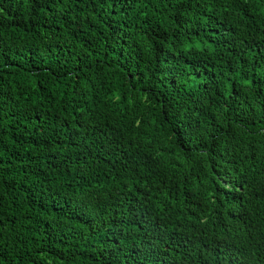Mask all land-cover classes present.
Listing matches in <instances>:
<instances>
[{"label": "trees", "instance_id": "16d2710c", "mask_svg": "<svg viewBox=\"0 0 264 264\" xmlns=\"http://www.w3.org/2000/svg\"><path fill=\"white\" fill-rule=\"evenodd\" d=\"M0 264H264V0H0Z\"/></svg>", "mask_w": 264, "mask_h": 264}]
</instances>
